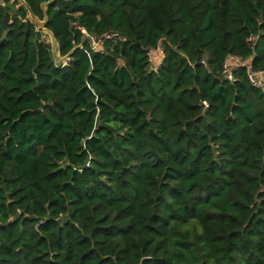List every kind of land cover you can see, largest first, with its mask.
<instances>
[{"label": "trees", "instance_id": "obj_1", "mask_svg": "<svg viewBox=\"0 0 264 264\" xmlns=\"http://www.w3.org/2000/svg\"><path fill=\"white\" fill-rule=\"evenodd\" d=\"M26 2L66 63L0 2V264H264V0Z\"/></svg>", "mask_w": 264, "mask_h": 264}, {"label": "built area", "instance_id": "obj_2", "mask_svg": "<svg viewBox=\"0 0 264 264\" xmlns=\"http://www.w3.org/2000/svg\"><path fill=\"white\" fill-rule=\"evenodd\" d=\"M82 32L86 36L90 37V41L92 43V48L97 49L100 46V44L102 43V39H96L94 36H90L86 32L85 29H82ZM114 36H116V34H108V35H106V38H112ZM157 54L160 55V57L163 56V49H162V46L161 45H158L157 48L152 49V50L149 51L148 55H149L151 64L153 63V61L155 59V56ZM231 59L233 61H235L236 63H239V58H237V57H231ZM63 63L65 64L66 61L64 60ZM224 67H225V70H226V76H227V78L229 80H234L233 75H232V72L230 70V67H228V64H225ZM248 76H249L251 82L255 86H257V87H262L263 86V84H264V72L263 71H259V72L254 71V70L251 69V66L248 65Z\"/></svg>", "mask_w": 264, "mask_h": 264}, {"label": "water", "instance_id": "obj_3", "mask_svg": "<svg viewBox=\"0 0 264 264\" xmlns=\"http://www.w3.org/2000/svg\"><path fill=\"white\" fill-rule=\"evenodd\" d=\"M7 1H9V0H0V2L3 3V4H5ZM19 1H20L21 5H23L27 9L30 19L38 27V29L39 30H44V31L48 32L51 35V37L53 39L52 53H53L54 60H55L56 64H61L66 59V57H63V56L60 55L58 42H57L54 34L52 33V31L50 29H48L47 26H46L47 20H48L47 15L45 16L44 20H41L39 17H37L35 15V13L31 9V7L28 5L26 0H19ZM8 20H9V13L5 12V15H4V18H3V21H2L3 22V26L7 25Z\"/></svg>", "mask_w": 264, "mask_h": 264}, {"label": "rangeland", "instance_id": "obj_4", "mask_svg": "<svg viewBox=\"0 0 264 264\" xmlns=\"http://www.w3.org/2000/svg\"><path fill=\"white\" fill-rule=\"evenodd\" d=\"M10 1L11 2H14L15 0H10ZM16 7H19V5H17ZM41 31L43 33V38L46 39V41L48 43H50L51 48H52L53 39H52L51 35L48 32L44 31V30H41ZM159 56L160 55H158V54L155 56V59H154L153 63L151 64L152 65L151 67H153V68H156L157 67V65H158V58L157 57H159Z\"/></svg>", "mask_w": 264, "mask_h": 264}]
</instances>
